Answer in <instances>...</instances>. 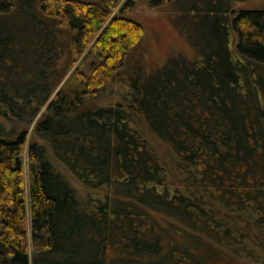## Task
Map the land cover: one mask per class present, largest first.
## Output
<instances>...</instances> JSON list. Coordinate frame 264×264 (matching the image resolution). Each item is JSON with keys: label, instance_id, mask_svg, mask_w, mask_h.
Listing matches in <instances>:
<instances>
[{"label": "trees", "instance_id": "1", "mask_svg": "<svg viewBox=\"0 0 264 264\" xmlns=\"http://www.w3.org/2000/svg\"><path fill=\"white\" fill-rule=\"evenodd\" d=\"M15 1L0 0V116L13 125L0 123V264H264V9L235 14L237 55L222 30L201 64L180 61L177 74L134 83L114 105L102 92L143 35L129 16L172 0H126L103 31L123 0ZM99 33L89 73L72 71ZM39 114L28 147L31 257L16 159L29 133L20 124ZM58 165L104 193L81 198Z\"/></svg>", "mask_w": 264, "mask_h": 264}, {"label": "rangeland", "instance_id": "2", "mask_svg": "<svg viewBox=\"0 0 264 264\" xmlns=\"http://www.w3.org/2000/svg\"><path fill=\"white\" fill-rule=\"evenodd\" d=\"M9 1L16 5L15 0ZM81 1L97 2L99 0ZM125 1L123 0L114 9L111 18L103 27L102 31L110 23L112 17L117 14ZM261 9H264V0H172L171 2L156 7H152L146 3L138 4L129 18L143 27L142 38L128 52L126 69L121 71L114 78V81L109 83L103 90V104L116 105L120 103L125 105L127 101L124 97L131 90L129 86L132 87L134 83L142 86L154 74L162 73L161 76H165H160L162 79H157L151 84V86H157L165 79L164 77L167 78L169 75L172 77L178 73L179 68L184 66L180 61H198L201 64L203 56H207L208 53L217 49L219 45L217 41L221 37L222 30L228 35V38L230 35V50L234 55H237V39L231 24L235 14L240 10ZM2 20L3 17L0 15V22ZM100 33L91 38L87 50L79 57L72 71L77 67H81L89 73V63H95V55L91 51L98 41ZM256 80L255 78L253 82ZM41 114H39L31 125L26 126L25 124H20L19 126L20 129H27L29 132L20 158L24 168L26 226L28 229V245L31 257L33 254V246L31 240V209L27 172L28 147L33 138L36 122ZM1 122L9 128L13 126L12 123L0 116ZM139 130L151 146L163 157H166L165 152L168 151L167 146L148 131L146 127L142 126L141 123ZM58 168L72 182L81 198H86L89 195L98 197L104 193L103 191H92L72 173L64 169L63 166L58 165ZM156 218L161 227L169 226L168 219L165 216L157 214ZM173 235L178 236L176 233H173ZM115 254L114 248H109L107 257L111 259ZM212 263L252 264L248 259L239 257H225L222 260H215Z\"/></svg>", "mask_w": 264, "mask_h": 264}, {"label": "water", "instance_id": "3", "mask_svg": "<svg viewBox=\"0 0 264 264\" xmlns=\"http://www.w3.org/2000/svg\"><path fill=\"white\" fill-rule=\"evenodd\" d=\"M16 165H17L18 167L22 166V160H21L20 157H17V159H16Z\"/></svg>", "mask_w": 264, "mask_h": 264}]
</instances>
